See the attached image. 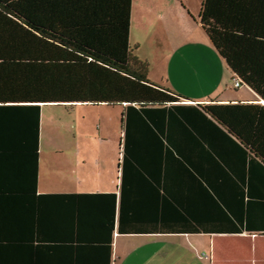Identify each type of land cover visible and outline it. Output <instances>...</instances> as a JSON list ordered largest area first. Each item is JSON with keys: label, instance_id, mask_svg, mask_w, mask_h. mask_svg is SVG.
<instances>
[{"label": "trees", "instance_id": "obj_1", "mask_svg": "<svg viewBox=\"0 0 264 264\" xmlns=\"http://www.w3.org/2000/svg\"><path fill=\"white\" fill-rule=\"evenodd\" d=\"M131 9L0 0V264H112L115 232L264 233V102H185L151 81ZM198 20L264 100V0H202ZM50 102L123 106L119 193L37 192Z\"/></svg>", "mask_w": 264, "mask_h": 264}, {"label": "rangeland", "instance_id": "obj_2", "mask_svg": "<svg viewBox=\"0 0 264 264\" xmlns=\"http://www.w3.org/2000/svg\"><path fill=\"white\" fill-rule=\"evenodd\" d=\"M178 4L192 23L197 21L201 0L184 2V6ZM160 5V2L155 3L153 0H133L129 39L131 46L140 42L146 32L141 13L162 12ZM199 26L204 33L200 24ZM210 44L211 48H203L201 44L193 43L185 46L189 47L188 51L183 46V51L174 50L166 55L158 54L159 57L154 60L151 57L149 78L193 101H198L195 100L197 97L209 99L223 97L230 92L239 94L245 89L258 96L246 84L233 86L234 74L213 44ZM122 111V105L105 103H48L44 107L42 125V165L50 167L58 160L75 162L78 161L77 158H88L89 168H102L116 176L122 152ZM178 234L185 233L129 235L130 237H126L129 242L127 248L134 254L130 255L127 261L130 264H151L150 254L155 248L154 245L166 241L167 236ZM197 234L208 236L204 233Z\"/></svg>", "mask_w": 264, "mask_h": 264}, {"label": "crops", "instance_id": "obj_3", "mask_svg": "<svg viewBox=\"0 0 264 264\" xmlns=\"http://www.w3.org/2000/svg\"><path fill=\"white\" fill-rule=\"evenodd\" d=\"M153 1H155V3L160 2V8L162 9V12L156 13L150 11L141 13L142 22L145 24V26H149H143L146 30L143 39L140 42L135 43L137 46L135 51L137 56L141 59L147 60L149 63L148 77L150 73L149 61L151 57V59L154 60L155 58L159 57L158 54L166 55L174 50L183 51V46L186 51H188L189 47L185 46L193 43L197 45L201 44L203 48H211L210 42L212 43L202 26L201 27L205 34L201 30L199 26L200 22L198 20V15L197 21L192 23L187 17L183 8H181V6L178 4L181 3L184 6V2L189 3L192 0ZM200 8L198 9V14ZM131 24L132 9L130 34ZM150 80L155 82L154 79ZM210 99L216 100L218 102H264V100L260 99L259 96H256L247 89L241 90L239 94L230 92L223 97L209 99L197 97L195 100L198 101L195 102H207ZM192 101L193 100L190 99L185 102ZM47 104L48 103H42L41 105L37 192L94 193L116 191L119 193L118 190L120 186L121 173L119 166L120 158L117 165L116 176H113V174L109 173V171H106L102 168H98L97 170L89 168L90 165H88L87 162L88 158H77L78 161L75 162H69L66 159L62 162L61 160H58L50 167H45L42 165L40 147L44 107ZM99 162H101L100 159ZM38 225H40V221L38 222ZM39 233L40 230L38 227V234ZM132 234L140 235L149 233L115 232L112 264H130L127 259L134 253H132L131 250L127 248V246H129V242L126 237H130L129 235ZM204 234H208V236H203L197 233H185L175 236H167L168 239L166 241L163 243L157 242L154 245L155 248L150 254L151 264H264V233L243 232Z\"/></svg>", "mask_w": 264, "mask_h": 264}, {"label": "built area", "instance_id": "obj_4", "mask_svg": "<svg viewBox=\"0 0 264 264\" xmlns=\"http://www.w3.org/2000/svg\"><path fill=\"white\" fill-rule=\"evenodd\" d=\"M241 85V81L239 78H233V86L239 87Z\"/></svg>", "mask_w": 264, "mask_h": 264}]
</instances>
